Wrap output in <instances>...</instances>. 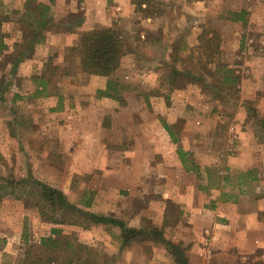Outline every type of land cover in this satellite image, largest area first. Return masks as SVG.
Segmentation results:
<instances>
[{
  "label": "rangeland",
  "instance_id": "obj_1",
  "mask_svg": "<svg viewBox=\"0 0 264 264\" xmlns=\"http://www.w3.org/2000/svg\"><path fill=\"white\" fill-rule=\"evenodd\" d=\"M250 3L264 6V0ZM82 5L72 13L70 0L56 2L44 34L70 33L83 18ZM114 5L111 0L106 9L109 26L91 27L113 28L127 41L120 67L109 77L81 72L78 57L70 53L91 30L49 42L60 49H51L43 72L37 67L20 74L22 62L12 74L9 65L0 68L9 87L6 103H0V174L18 180L31 175L65 191L78 206L82 196L89 202L95 188L116 195L118 177L123 178L131 188L121 194L124 209L129 207L125 217L142 212V224L158 227L154 221L161 222L163 214L162 239L179 244L189 264H264V93L260 102L246 100L241 88L249 52H259L264 40L253 25L245 30L230 22L242 1L132 0L126 13ZM18 12L0 4V31L9 35L11 53L23 39L22 28L29 29ZM50 66L58 68L53 76L45 72ZM174 70L190 75L174 78ZM229 70L238 81L233 87L224 83ZM42 75L50 80L45 91ZM239 156L256 165L230 167V159ZM190 187L203 193L204 207L230 209L234 231L228 242L221 233L222 241L214 240L209 228L194 238L183 234L191 216L178 214L183 205L178 199ZM28 195L34 196L0 202V264H16L27 244H38L54 228L30 207ZM224 223L219 224L228 227ZM60 228L95 248L101 264H176L167 246L152 239L121 249L119 228Z\"/></svg>",
  "mask_w": 264,
  "mask_h": 264
},
{
  "label": "trees",
  "instance_id": "obj_2",
  "mask_svg": "<svg viewBox=\"0 0 264 264\" xmlns=\"http://www.w3.org/2000/svg\"><path fill=\"white\" fill-rule=\"evenodd\" d=\"M35 10L28 9L21 17L20 23L29 24V29L22 28V41L14 44L12 53L7 54L1 60L3 64H0V68L4 70L9 65L10 74L16 71L22 61L32 56L35 45L45 40L44 32L52 25L53 16L51 17L52 9L50 7L47 8L41 4ZM234 16L236 18L234 17L233 21L236 22L244 24L247 20L245 11L235 13ZM81 23L82 20H77L75 26L68 28L67 32H72L75 27H80ZM4 38V34L0 31V57H3L9 50ZM209 41L205 40V42ZM127 45L125 37L119 31L113 28H98L83 33L77 45L70 49V53L78 57L81 72L91 76L109 77L120 67L121 59L126 54ZM224 68L227 69V67ZM57 71L58 68L54 66L45 70L52 76ZM228 72L229 75L224 79V83L233 87L238 81L233 77L232 70ZM172 74L174 78L184 74L190 75L188 72L178 70H174ZM40 79V87L42 91H45L50 80H47L43 75ZM191 79L196 80L193 77ZM6 81V74L0 75L1 104L6 103V95L9 92ZM15 97L17 96L15 95ZM166 129L169 128L166 126ZM180 158L185 163V154L182 151ZM23 194L34 195L32 197L28 195L26 201L30 207L37 209L44 222L53 225L54 228L51 229L50 235L42 238L38 244H27L23 257L16 264H101L99 252L80 242L76 233L66 234L64 229L60 228L63 226L79 228L82 231L119 228L121 249L129 247L136 241L152 239L167 246L176 264H189L181 246L163 240V231L156 226H147L143 223L140 229H132L116 218L88 211L89 204L84 207L73 204L61 190L39 181L31 175L26 179L18 180L11 174L8 176L0 174V202L7 197L22 199Z\"/></svg>",
  "mask_w": 264,
  "mask_h": 264
},
{
  "label": "crops",
  "instance_id": "obj_3",
  "mask_svg": "<svg viewBox=\"0 0 264 264\" xmlns=\"http://www.w3.org/2000/svg\"><path fill=\"white\" fill-rule=\"evenodd\" d=\"M0 1L2 7L6 9L11 7H13L14 9H18L19 10L18 14H20V16H23L28 10V8L29 9L31 8L29 7L31 6V3L36 7L42 4L47 8L50 7L51 9H53L56 2H59L60 0H33L34 3L32 0H0ZM110 1L111 0H70V9L72 13H77L75 9L79 10L82 4H83L82 6L85 5V9L83 8L81 9L84 12L81 26L77 27V29L74 32L45 35V38L47 39L45 40V43L36 48L34 55L22 61L19 67V73L27 76L29 71L32 72L36 70L37 67L40 72H43V70L45 69L44 62L51 55L52 53L51 49L55 48L57 50V48L59 47L58 45L57 47L51 48L49 42H55V41L58 42L61 40L68 41V39L73 40V38H76L77 36L76 32L82 33L86 30H92L97 25L103 26L106 24V26H109L107 23L106 9L108 8V3ZM241 1L243 5L241 11H245L247 13L246 22L244 24L242 22H236V21H230V22L235 26L237 27L240 26L241 29H245V30L248 25L250 26L253 25L252 27L254 28V31H256V33L260 35V39L264 40V6L259 3L258 4L256 3L257 6L256 4L255 6H253L254 4L252 3L247 4V1L249 0H241ZM114 2L116 4L114 5V9L116 11L125 9L124 12L126 13L132 7L131 5L132 0H114ZM143 6L145 7V5ZM87 7L89 8L87 9ZM91 7H94V9H97V11H91L92 10ZM249 17H250V21H249ZM92 26L93 28H91ZM17 32L20 33L19 31ZM7 36L9 35L7 34L5 37ZM16 37L19 38V36ZM6 40L7 38H4V42L6 45H8L9 50L5 52V55L3 57H0V59L2 60L5 58L7 54H10L12 50V46H10L9 43L6 42ZM75 43H77V41H75ZM75 43L72 45L76 46ZM67 45L69 44L67 43L66 46ZM262 47L263 48L259 49V52L261 53L255 50L249 52L251 58L250 61L248 62V69L246 71L247 76L243 80V84L241 86V88L243 89L242 92L246 94V98H245L246 100H251V101L254 100L256 102L258 101L260 102V97L263 95L262 93H264V91L262 90L264 86V44ZM59 49L60 48H58V50ZM28 68L30 70H28ZM20 96L22 98V94ZM254 104L259 106L258 103H254ZM257 115L258 113H256V116ZM229 162H230V167L233 168L237 167V168H241L242 170H247L248 168H251L252 166L250 165H256L255 164L256 160H251V162H246V160L242 156H239V158H232L230 159ZM118 179H120V181H118L117 184L118 190L117 192H115L116 195L113 194L107 196V192L103 189L98 190L97 188H95L94 190H89L92 191L90 192L92 196L88 200L89 201L88 203H86L87 196L86 195L82 196V198L80 199L81 207H84L87 204H89L87 210L92 213L113 217L124 222L129 228L140 229L142 226V219L145 217V215L141 212L139 214L138 213L132 214L130 217H125L126 216L125 213L129 209V207L124 209L125 204L123 205V203L120 202L121 200L124 199L121 198L123 197L121 194L125 190H130L131 188L129 186L127 187L128 182L126 180H123V178H119V177ZM61 191L63 193L65 192L63 190ZM85 191H88V189H85ZM82 192L84 191L82 190ZM110 196L114 197V199L111 201L109 200ZM180 196L182 199H178V202L183 203V205H179L180 211L178 214H183L184 215L183 217L186 216L185 217L186 219H190L188 217L191 216V220H190L191 224L188 223L189 226L186 229L184 226V228L182 229L183 234L189 236L190 238H194L193 234L200 233L201 230H206L207 228H209L212 229V232L214 233L215 236L214 240L218 241L221 239L220 233L222 234V239H224L223 242L225 241L228 242L230 240L231 237L230 234L232 232V229L234 231V227H229V221L231 218L229 216L228 210L230 209L228 210L225 209L224 208L225 206L223 207V209L219 206L218 207L212 206L211 208L204 207L203 203H205L206 201L203 200V202H201V200L203 199V193L198 192L197 189H193L192 187L187 188L186 192L184 194H181ZM166 199L167 198H164V200ZM199 202L201 203V207L197 205ZM233 209L236 210V206H234ZM239 213L241 214V212ZM160 217L162 218L161 219L162 221L157 222V220H155L154 224L156 223V225H159L158 228L160 227L159 229H162V223L164 222L163 214H160ZM238 218L241 219V215H239ZM243 221L246 222V217L243 218L242 222ZM220 222L223 223L225 222L224 224H228V227L226 225L224 226L220 225L219 224ZM242 226H244V223L242 224ZM114 231H116V233H119L120 230L117 231L114 229ZM244 232H246V227H244ZM3 237L5 238L7 237V239H9V237L6 235H3Z\"/></svg>",
  "mask_w": 264,
  "mask_h": 264
}]
</instances>
